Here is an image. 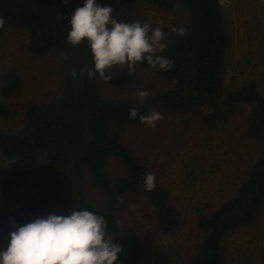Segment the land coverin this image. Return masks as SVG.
Masks as SVG:
<instances>
[{"label": "trees", "instance_id": "16d2710c", "mask_svg": "<svg viewBox=\"0 0 264 264\" xmlns=\"http://www.w3.org/2000/svg\"><path fill=\"white\" fill-rule=\"evenodd\" d=\"M100 6H133L143 2L164 10L179 6L186 20L174 28L186 29L183 36L172 29L166 32L167 46L156 55L170 59V70L152 68L145 60L137 63L168 80L171 87L145 98L103 96L97 74L90 78L88 65L94 67L87 42L68 43L71 18L85 0H0V17L6 27L27 30V51L35 56L50 50L63 59L61 89L58 95L38 104L25 106L16 129L0 128V248H6L13 224L24 225L49 214L70 215L88 210L105 218L108 235L122 246L115 264H140L148 256L146 247L133 228L124 226L115 213L127 197L145 201L153 212L157 227L164 234L175 231L179 214L170 205V192L156 185L144 190L143 178L149 168L140 163L131 149L116 139L126 126L141 125L139 115L157 109L162 113H181L198 117L204 128L225 122L238 105L247 107L245 137L264 140V95L253 79L223 96L229 38L220 0H96ZM75 71L76 77L71 73ZM111 84L116 88L140 85L141 80L128 67L113 68ZM12 71L2 74L0 94L7 97L19 85ZM138 108L136 119L129 110ZM6 105L0 104V118L7 117ZM118 164V173L110 174V164ZM188 171L190 179L199 171ZM100 198L93 206L85 191V181ZM123 200V201H122ZM122 201V202H120ZM264 211V155L258 156L240 180L235 192L216 209L200 216L197 227L202 243L190 257V264H222L220 244L230 232L254 224ZM179 249L174 243L160 246L156 264H177ZM264 264V250L260 255ZM245 264H251L245 261Z\"/></svg>", "mask_w": 264, "mask_h": 264}, {"label": "rangeland", "instance_id": "374dc122", "mask_svg": "<svg viewBox=\"0 0 264 264\" xmlns=\"http://www.w3.org/2000/svg\"><path fill=\"white\" fill-rule=\"evenodd\" d=\"M112 9L118 22L149 23L152 28L161 27L165 33L186 20V11L179 6L164 10L139 2ZM222 11L229 46L221 96L237 89L246 78L253 79L264 95V0H223ZM27 46L26 29L6 27L2 31L0 86L5 71L16 73L20 82L11 95L0 94V104L9 111L7 117L0 118V128L16 129L26 105L46 102L61 89L62 57L54 50L35 56L27 51ZM133 72L141 80L140 85L116 88L98 77L102 95L137 97L138 91L147 90L153 95L171 87L168 80L146 67L135 65ZM152 112L162 113L157 109ZM162 114L164 119L155 128L146 124L126 126L117 131L116 139L155 174L156 185L170 192V205L178 212L180 223L172 233H162L150 207L136 196L122 200L124 205L118 206L115 215L124 226L136 231L146 247L148 256L140 264H156L160 246L167 243H174L179 249L177 264H190V257L204 238L197 227L198 219L235 192L252 162L264 155V140L245 137L247 107L243 105H238L225 122L211 129L204 128L198 117L189 114ZM4 164L0 156V169ZM192 168L199 171V176L190 179L188 171ZM115 171L118 164L112 162L110 174ZM85 191L93 206L99 208L100 198L89 180L85 181ZM263 250L264 211L254 224L238 228L223 238L221 263L245 264L247 260L251 264H263L260 260Z\"/></svg>", "mask_w": 264, "mask_h": 264}, {"label": "clouds", "instance_id": "9594fccd", "mask_svg": "<svg viewBox=\"0 0 264 264\" xmlns=\"http://www.w3.org/2000/svg\"><path fill=\"white\" fill-rule=\"evenodd\" d=\"M223 4V0H220ZM67 4L68 0H64ZM71 31L68 43L77 46L87 42L90 47L94 67L88 65L90 78L99 74L103 81L112 79L114 66L127 65L132 73L137 63L145 60L157 70H170L172 61L156 55L163 52L166 45V33L161 27L152 28L149 23L118 22L113 17V9L100 6L96 0H85L82 7L75 10L71 18ZM5 20L0 17V29ZM180 36L186 29L173 28ZM107 73V75H106ZM73 78L76 72L71 73ZM138 102L143 105L149 95L147 90L136 93ZM138 108L129 110V118L136 119ZM164 119L163 114L152 112L139 115L140 123L151 128ZM144 190L152 191L156 187L154 173L143 178ZM13 231L8 234L6 248H0V264H115L122 246L113 243L114 237L108 235V226L104 217L88 210L72 211L70 215L49 214L36 217L24 225L13 224Z\"/></svg>", "mask_w": 264, "mask_h": 264}]
</instances>
